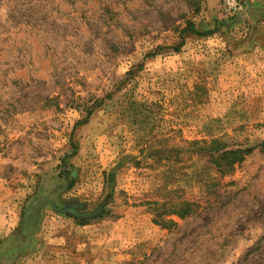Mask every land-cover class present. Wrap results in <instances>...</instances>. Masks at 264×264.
<instances>
[{
	"label": "rangeland",
	"instance_id": "1",
	"mask_svg": "<svg viewBox=\"0 0 264 264\" xmlns=\"http://www.w3.org/2000/svg\"><path fill=\"white\" fill-rule=\"evenodd\" d=\"M237 1L0 0V264H264V0Z\"/></svg>",
	"mask_w": 264,
	"mask_h": 264
},
{
	"label": "trees",
	"instance_id": "2",
	"mask_svg": "<svg viewBox=\"0 0 264 264\" xmlns=\"http://www.w3.org/2000/svg\"><path fill=\"white\" fill-rule=\"evenodd\" d=\"M187 30H189L192 33H195L197 35H208L211 32H203L199 33L198 29L196 28L195 24L192 22H188L187 25ZM92 111L89 112L91 114ZM200 145V153H203L204 155L207 154L209 155L214 163H216L220 169L226 168V169H231L233 165L236 162H239L243 159L245 151L237 148V149H229L227 145L221 141L220 139H214L211 141H201V142H194ZM247 153L249 150H246ZM113 181V176L112 180ZM168 207L171 208L172 210L169 211V213H174L178 215H185L190 213L191 211V204L188 200L182 199L181 201H176V202H168ZM100 211V213H102Z\"/></svg>",
	"mask_w": 264,
	"mask_h": 264
},
{
	"label": "built area",
	"instance_id": "3",
	"mask_svg": "<svg viewBox=\"0 0 264 264\" xmlns=\"http://www.w3.org/2000/svg\"><path fill=\"white\" fill-rule=\"evenodd\" d=\"M224 1L227 9L234 13L241 11L244 8L243 3L241 1H237V0H224Z\"/></svg>",
	"mask_w": 264,
	"mask_h": 264
},
{
	"label": "crops",
	"instance_id": "4",
	"mask_svg": "<svg viewBox=\"0 0 264 264\" xmlns=\"http://www.w3.org/2000/svg\"><path fill=\"white\" fill-rule=\"evenodd\" d=\"M6 223V222H5ZM2 220L0 221V233H3L5 230V226H6V224H5ZM9 230V229H8Z\"/></svg>",
	"mask_w": 264,
	"mask_h": 264
},
{
	"label": "water",
	"instance_id": "5",
	"mask_svg": "<svg viewBox=\"0 0 264 264\" xmlns=\"http://www.w3.org/2000/svg\"><path fill=\"white\" fill-rule=\"evenodd\" d=\"M103 208V207H102ZM102 208H98L97 210H96V212H99L100 210H102Z\"/></svg>",
	"mask_w": 264,
	"mask_h": 264
},
{
	"label": "flooded vegetation",
	"instance_id": "6",
	"mask_svg": "<svg viewBox=\"0 0 264 264\" xmlns=\"http://www.w3.org/2000/svg\"><path fill=\"white\" fill-rule=\"evenodd\" d=\"M100 213V211L99 212H97V214H99Z\"/></svg>",
	"mask_w": 264,
	"mask_h": 264
}]
</instances>
